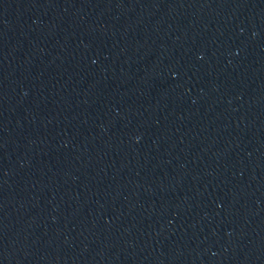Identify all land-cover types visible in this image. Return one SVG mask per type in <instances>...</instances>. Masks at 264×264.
<instances>
[{
    "label": "water",
    "instance_id": "95a60500",
    "mask_svg": "<svg viewBox=\"0 0 264 264\" xmlns=\"http://www.w3.org/2000/svg\"><path fill=\"white\" fill-rule=\"evenodd\" d=\"M0 264H264V0H0Z\"/></svg>",
    "mask_w": 264,
    "mask_h": 264
}]
</instances>
